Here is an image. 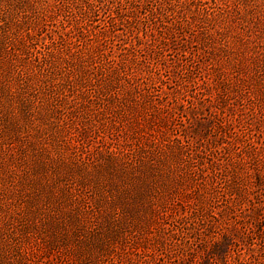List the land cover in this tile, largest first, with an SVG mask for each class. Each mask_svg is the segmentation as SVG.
<instances>
[{"label": "rangeland", "instance_id": "obj_1", "mask_svg": "<svg viewBox=\"0 0 264 264\" xmlns=\"http://www.w3.org/2000/svg\"><path fill=\"white\" fill-rule=\"evenodd\" d=\"M170 1L0 0V264H240L264 240V0ZM138 34L125 76L88 70Z\"/></svg>", "mask_w": 264, "mask_h": 264}, {"label": "trees", "instance_id": "obj_2", "mask_svg": "<svg viewBox=\"0 0 264 264\" xmlns=\"http://www.w3.org/2000/svg\"><path fill=\"white\" fill-rule=\"evenodd\" d=\"M149 2H152L153 5L155 4L156 7L152 8L150 10L152 15H157V16H164L166 18H170V10H172L173 5L172 2L170 0H128V3L131 4V7L133 8V10L135 9H139V8H144L145 5H147ZM126 6V3L122 4V3H118L116 5L117 7V13L115 15H110L109 18L112 21L116 20V15L118 14V16H120L119 14H125L126 13V8L128 9V7L123 8ZM183 9H181L178 13V16L173 15V17H177V21L174 23V26L177 25H181L183 23L184 20H187L184 18V14H183ZM126 15V14H125ZM128 15V14H127ZM156 16V17H157ZM181 19H179V17H181ZM127 21L129 22L130 20L127 19ZM171 26V27H174ZM105 30V29H104ZM144 43V36H140L139 34L137 35V42L136 43H132L131 46L129 47H124L122 48V50L118 53V58L117 55H115L113 52L111 53H105L103 48L100 47L97 49L96 53L94 55L89 56L88 58H84L85 61V65L88 66V70L89 71H93V73H95L96 75H100L102 80H106V77H114L117 78L119 76H122L126 74V67L127 65H129L131 62L133 61H137L138 59V55H137V50L138 49H142L139 46H141ZM129 71L131 69H128ZM132 76H136L135 73H133V71H130ZM195 158L199 157L198 154H194ZM201 161H203L202 159H200ZM205 170V169H204ZM203 170V171H204ZM214 176H212L213 178ZM257 184L259 187H257V190L260 191V194L262 193V190L264 188H262L260 186V181H257ZM261 185H263L261 183ZM212 192H213V197H214V201L219 204L221 203V199L224 201L225 200V191H223L222 185L218 184H213V188H212ZM230 194H234V192H232L229 189ZM259 194V195H260ZM220 198V199H218ZM214 202V203H215ZM257 210H260V207H256ZM169 208L165 209L163 211V221L160 223L159 228L162 229L165 233L168 232L169 234H172L173 236H175L178 233V230L172 226L167 225V221L168 219H174L175 221V217L173 216L172 211L169 212ZM247 215V214H246ZM245 215V216H246ZM213 218H215V215H213ZM175 224V223H174ZM174 226V225H173ZM250 230L248 232H246L247 237L250 238V245H249V253L246 254L245 252L242 251H237V257L239 258V263L240 264H264V240H262V243H258L257 241H254V236H253V232L252 230H254L253 227L249 228ZM190 252L192 254H190L188 256V258H185L183 260H181L179 263H175V264H201V261H198L196 259V255H195V249H190ZM158 260L159 261H163L164 258H162V255L158 256ZM145 263V262H144ZM100 264H113V263H108L105 260H103ZM143 264V262H142Z\"/></svg>", "mask_w": 264, "mask_h": 264}]
</instances>
